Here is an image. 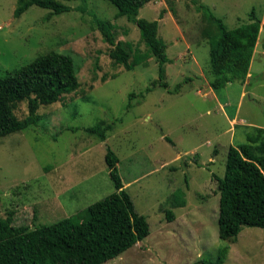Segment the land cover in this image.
I'll return each mask as SVG.
<instances>
[{
  "label": "rangeland",
  "instance_id": "1",
  "mask_svg": "<svg viewBox=\"0 0 264 264\" xmlns=\"http://www.w3.org/2000/svg\"><path fill=\"white\" fill-rule=\"evenodd\" d=\"M60 1L71 11L54 15L31 6L15 18L17 0H0V77L55 51L73 58L80 82L63 103L39 106L36 126L0 139V218L33 229L113 193L104 161L110 148L124 188L150 233L102 264L216 263L224 247L228 250L221 264H264L263 229L243 226L231 243L218 238L219 193L212 176L224 177L229 146L245 143L248 133L264 128V0L145 4L138 18L158 21L169 59L165 75L170 91L151 86L158 77L154 58L131 71L113 64L111 54L117 48L105 40L97 20L114 26L116 42L144 50L138 28L125 17L117 18L113 5L106 0ZM199 6L229 30L247 23L254 10L260 31L249 81L217 90L209 86L208 39L217 26ZM131 93L144 98L129 100ZM25 115L22 103L17 116ZM101 120L113 125L103 141L84 131ZM180 200L184 206L174 207ZM169 211L175 221L166 220Z\"/></svg>",
  "mask_w": 264,
  "mask_h": 264
},
{
  "label": "trees",
  "instance_id": "2",
  "mask_svg": "<svg viewBox=\"0 0 264 264\" xmlns=\"http://www.w3.org/2000/svg\"><path fill=\"white\" fill-rule=\"evenodd\" d=\"M106 1L116 8L117 18L125 17L138 28L144 45L142 51L130 42H116L112 34L114 26L97 20L105 40L117 48L116 55L111 54L113 64L131 71L154 58L158 77L151 86L170 91L165 75L169 59L166 44L158 36V21L138 18L139 10L153 0ZM31 6L50 10L54 15L72 9L60 0H17L13 17H20ZM198 11L217 26V32L208 39L212 75L209 86L217 90L227 83L243 82L258 40L260 19L252 10L247 23L229 30L207 7L199 6ZM77 74L71 56L49 51L0 77V139L36 126L41 119L39 106L63 103V99L79 89ZM180 85L174 92L177 93ZM149 90L148 87L146 91ZM134 95L144 98L142 93H131L129 100ZM22 103L26 115L20 118L17 111ZM130 106L129 101L126 108ZM112 130L113 125L102 120L84 129L100 141ZM104 161L115 191L76 214L33 229L0 218V264H102L146 238L150 233L148 222L135 211L118 174V158L110 148L106 149ZM212 176L219 193L218 238L234 242L243 226L264 230V128L248 133L245 143L229 146L224 177ZM184 204L180 200L173 206ZM174 218L173 212L166 213L168 222ZM227 250V247L221 249L216 263L208 264H221Z\"/></svg>",
  "mask_w": 264,
  "mask_h": 264
},
{
  "label": "crops",
  "instance_id": "3",
  "mask_svg": "<svg viewBox=\"0 0 264 264\" xmlns=\"http://www.w3.org/2000/svg\"><path fill=\"white\" fill-rule=\"evenodd\" d=\"M249 73H248V75H247V77H246V79L249 81ZM246 80V81H247ZM243 84H245V82L243 83ZM243 97V92L240 94V96H239V100L237 101V107H236V112L235 113H233V117H236V115H237V112H238V109H239V107H240V105H241V98ZM225 104H227L226 102L224 103V104H221L220 102H219V105L220 106H225ZM239 121H241L242 123H244V120L243 119H240ZM241 123V124H242ZM210 162H214V158H211V160H210ZM124 185V184H123ZM125 186V185H124ZM173 221H175V220H173ZM172 222V221H171ZM231 251V250H230Z\"/></svg>",
  "mask_w": 264,
  "mask_h": 264
}]
</instances>
